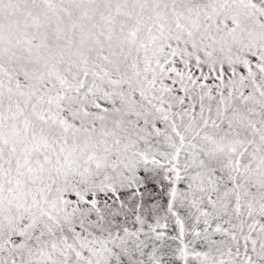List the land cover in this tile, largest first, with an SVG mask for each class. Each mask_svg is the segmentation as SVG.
I'll use <instances>...</instances> for the list:
<instances>
[{"label":"snow or ice","instance_id":"1","mask_svg":"<svg viewBox=\"0 0 264 264\" xmlns=\"http://www.w3.org/2000/svg\"><path fill=\"white\" fill-rule=\"evenodd\" d=\"M0 264H264V0H0Z\"/></svg>","mask_w":264,"mask_h":264}]
</instances>
